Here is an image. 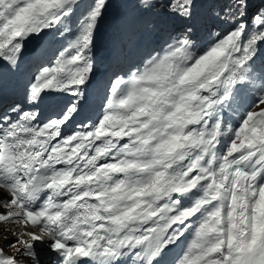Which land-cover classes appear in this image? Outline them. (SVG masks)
Here are the masks:
<instances>
[{
	"label": "snow or ice",
	"instance_id": "1",
	"mask_svg": "<svg viewBox=\"0 0 264 264\" xmlns=\"http://www.w3.org/2000/svg\"><path fill=\"white\" fill-rule=\"evenodd\" d=\"M107 3L36 54L22 99L0 73V264H264V0H203L204 39L198 0H126V35L166 39L97 79ZM78 4L0 0V61Z\"/></svg>",
	"mask_w": 264,
	"mask_h": 264
},
{
	"label": "rangeland",
	"instance_id": "2",
	"mask_svg": "<svg viewBox=\"0 0 264 264\" xmlns=\"http://www.w3.org/2000/svg\"><path fill=\"white\" fill-rule=\"evenodd\" d=\"M91 3H92V0H79V4L76 7L75 11L73 12L72 18H69L68 20L64 21V23L60 26L59 29L54 28L53 30H45L42 34L35 35L36 41L42 40V41H45V44H48L49 42V43H52L53 45L57 44L59 47L66 46V44L72 39V36L69 35V33L67 32L64 35L65 40L64 42H62L63 36L59 35V32L61 30L70 29V31L74 33L76 29L78 28L79 23L81 22V17L79 18V16H83V14L87 11ZM125 3H126V0H108L107 7L104 9L103 15L99 21L95 35L98 33L103 35L105 34L104 32L108 31L109 29L118 30L117 33H119V35L121 34V37L116 38L115 44L120 46L127 42L128 45L132 49L136 50L137 53L144 50L142 51V56H144L147 53V51L151 50V46H153V42H154V37L157 33L143 34V35L134 36V37H129L128 35H126L124 32V23H125L127 14H129L132 11V9L125 7ZM258 7H261V0H251V11H254ZM251 11H250V14H251ZM195 12L197 15V19L200 22L198 36L200 39H204L207 35V29L211 27L213 23L211 12H210V9L206 6V4L203 3V0H198V4L195 9ZM113 14L114 15L120 14L119 18H122L121 22H117L119 29L115 27L116 25L114 21L115 17H113ZM103 37L104 35L102 36L101 41L97 42L96 51H98V49L100 48V44L103 40ZM144 38H147L148 41H145ZM146 46H148L149 49H146ZM24 47H26V43ZM40 49H42V47ZM49 52L52 53L54 51H49ZM9 70L10 69H7L6 71H9ZM118 70L125 71L121 67L117 68V71Z\"/></svg>",
	"mask_w": 264,
	"mask_h": 264
},
{
	"label": "bare ground",
	"instance_id": "3",
	"mask_svg": "<svg viewBox=\"0 0 264 264\" xmlns=\"http://www.w3.org/2000/svg\"><path fill=\"white\" fill-rule=\"evenodd\" d=\"M111 37H112V35L110 34V31H108V33L106 34L105 40L101 44L102 46L99 49L98 55L96 56V60H95L96 70L102 71L105 68V65H104L105 64V62H104L105 55L108 53H111L112 46H113V40ZM160 40H161V36H158L155 38L156 46H158L161 43ZM28 58H31V57L30 56L29 57H23L22 61L23 62L28 61ZM0 65H4V63L2 61H0ZM6 97H9V96H6ZM10 98H11L10 100L15 99L12 96H10ZM16 227H17V225H11V224L5 225L3 223H0V231H2L5 228L8 229L7 231H2V234H0V246H3V242L5 240V237H11L12 231ZM7 250L11 251V249H7Z\"/></svg>",
	"mask_w": 264,
	"mask_h": 264
}]
</instances>
